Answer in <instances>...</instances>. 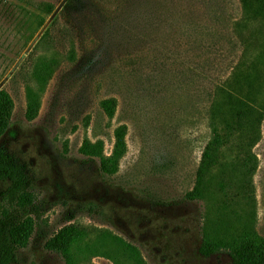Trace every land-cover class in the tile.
<instances>
[{
  "label": "rangeland",
  "instance_id": "1",
  "mask_svg": "<svg viewBox=\"0 0 264 264\" xmlns=\"http://www.w3.org/2000/svg\"><path fill=\"white\" fill-rule=\"evenodd\" d=\"M242 15L240 0H0V89L14 101L0 145L32 169L46 218L10 264H65L44 244L69 219L122 236L147 264H233L225 250L200 253L203 239L248 224L264 236V120L248 148L256 161L248 180L231 176L226 146L202 196H186L212 137L214 90L231 79L241 38L255 29L236 30ZM259 41L246 59L264 49ZM30 93L39 100L32 120ZM109 97L118 100L113 117L101 105ZM121 124L128 150L107 174L79 148L102 140L110 154ZM87 202L100 213L81 210ZM90 243L96 254L81 264H136L102 233Z\"/></svg>",
  "mask_w": 264,
  "mask_h": 264
},
{
  "label": "trees",
  "instance_id": "2",
  "mask_svg": "<svg viewBox=\"0 0 264 264\" xmlns=\"http://www.w3.org/2000/svg\"><path fill=\"white\" fill-rule=\"evenodd\" d=\"M240 4L243 15L236 23V30L255 29L241 38L245 47L231 79L214 90L210 121L212 137L204 148L196 184L186 194L189 200L202 196L204 175L223 164L226 146L228 149L233 147L234 152L230 151L235 153L228 162L234 172L231 176L238 174L248 180L256 170L255 156L249 149L261 137L264 120V101H258L261 94L264 96V79L259 77L260 63L264 62V49L252 59H246V56L247 52L251 53L247 47L258 46L260 38H264V0H240ZM47 11H52V5ZM32 96L30 93L26 114L29 120L36 117L39 109V100ZM101 105L107 115L113 117L118 100L109 97L102 100ZM13 108L11 95L0 89V141L10 125ZM126 135V124L115 128V141L110 154L105 153L102 140L85 139L79 151L89 158L98 157L101 170L114 174L118 172L121 159L128 150ZM243 151L245 155L241 156ZM0 182L6 184L0 197V264H10L17 259L19 250L29 245L34 233L46 222L45 209L35 188L32 169L1 145ZM80 209L98 214L101 211L100 205L94 202L84 203ZM71 220L50 234L44 244L46 249L60 254L65 264H81L83 258L96 254L90 238L93 235L98 237L100 233L112 238L125 249L136 264H147L140 249L122 236L110 230L100 232L97 228ZM222 250L229 253L233 264H264V236L250 224L234 236L204 238L199 247V252L206 256Z\"/></svg>",
  "mask_w": 264,
  "mask_h": 264
}]
</instances>
